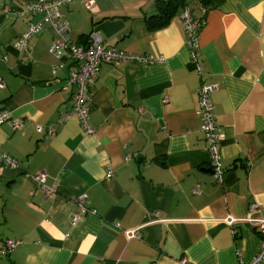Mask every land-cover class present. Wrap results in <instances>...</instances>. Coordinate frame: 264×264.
I'll list each match as a JSON object with an SVG mask.
<instances>
[{
  "label": "crops",
  "instance_id": "0c3cea01",
  "mask_svg": "<svg viewBox=\"0 0 264 264\" xmlns=\"http://www.w3.org/2000/svg\"><path fill=\"white\" fill-rule=\"evenodd\" d=\"M33 1L0 0V113L20 123L17 130L0 125V152L18 164L0 168V242H22L0 264L250 262L264 241L247 221L264 220V0H184L169 19L159 16L158 0L61 7L72 44L97 33L105 49L164 58L100 65L89 136L77 118L59 121L75 88L65 89L66 65L52 71L54 29L46 26L27 49L14 46L28 24L42 20L17 16ZM186 6L196 16L207 9L198 33L200 70L185 45ZM201 85L213 88L221 182L213 178L197 113ZM36 125L52 126L55 135L44 138ZM40 172L56 188L50 200L24 176ZM227 217L238 221L230 227ZM132 231L139 237L130 239Z\"/></svg>",
  "mask_w": 264,
  "mask_h": 264
},
{
  "label": "built area",
  "instance_id": "2783aa9c",
  "mask_svg": "<svg viewBox=\"0 0 264 264\" xmlns=\"http://www.w3.org/2000/svg\"><path fill=\"white\" fill-rule=\"evenodd\" d=\"M76 0H35L18 10L17 16H42V20L36 24H28L25 32L16 41L15 47L18 50H24L28 47V41L41 33L46 27L50 26L54 29L56 35L52 40L49 52L57 63L53 66L52 71L66 65L68 68L67 86H74L75 91L72 98V107L69 112L60 114L59 121H67L71 117L77 118L81 124L84 134L89 136L94 133V130L89 126V103L91 87L93 86L98 69L104 63H133V64H161L164 58L151 55H134L122 52L117 49H105L101 46L100 36L97 33H91L89 42L85 45L72 44L69 40V25L65 20H62L58 14L61 7L67 6ZM84 7L87 10L91 9L92 2H85ZM8 10L5 9L4 12ZM207 9L201 8V15L196 16L189 6L183 8L181 19L185 31V45L189 51L190 59L195 64L197 70H200L198 63L199 57V30L206 24L205 13ZM6 60V59H5ZM4 88V83L0 79V90ZM213 91L211 86L201 85L197 90V113L202 119L201 131L204 135L205 143L207 144L210 155V164L213 178L216 182H221L224 176V170L221 164L220 145L222 133L220 127L215 122L213 114V106L210 102V95ZM4 122H10L14 130L19 129L20 123L12 120L7 112L0 113V125ZM35 131L43 135L44 138L53 137L55 129L52 126L43 127L35 126ZM18 168L17 162L0 152V168ZM25 178L31 180L36 185V192L44 195L47 200L55 196L56 188L54 186L47 187L46 181L48 176L44 172L36 174H25ZM194 194L198 193L195 188ZM81 212H84L82 200L79 201ZM255 205L250 206V210L255 209ZM78 219V215L74 217L73 222ZM237 219L227 217L224 223L228 226H233L237 223ZM247 221L256 225L259 234L264 235V220L248 217ZM129 238H138L139 235L135 232L128 233ZM22 242L19 240H6L0 242V257L9 256ZM264 261V241L262 242L258 252L250 262L239 261L238 264H261ZM178 264H191L185 258H182Z\"/></svg>",
  "mask_w": 264,
  "mask_h": 264
},
{
  "label": "trees",
  "instance_id": "16d2710c",
  "mask_svg": "<svg viewBox=\"0 0 264 264\" xmlns=\"http://www.w3.org/2000/svg\"><path fill=\"white\" fill-rule=\"evenodd\" d=\"M157 3V12H159V16L161 15L162 17L169 19L177 13L178 8L183 6V3L185 2L184 0H158ZM202 3L207 5L206 0H203Z\"/></svg>",
  "mask_w": 264,
  "mask_h": 264
}]
</instances>
